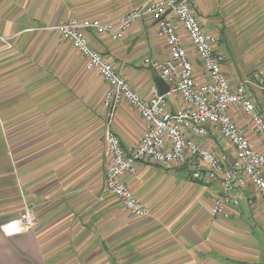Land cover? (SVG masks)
Segmentation results:
<instances>
[{"label":"crops","instance_id":"1","mask_svg":"<svg viewBox=\"0 0 264 264\" xmlns=\"http://www.w3.org/2000/svg\"><path fill=\"white\" fill-rule=\"evenodd\" d=\"M148 1L0 0V264H264V203L253 187L238 208L228 206V219L211 214L223 194L220 184L205 173L193 179L186 166L140 162L137 176L124 178L147 208L143 219L129 216L104 188L107 85L49 28L68 18L114 22ZM190 3L218 39L231 86L246 82L264 113V0ZM177 29L196 83L204 84L208 77L188 36L180 23ZM90 46L143 96L159 78L146 60L169 57L149 16L122 40L92 35ZM168 86L166 100L175 112L184 104ZM233 116L253 147L261 148L249 117L238 109ZM110 125L126 154L146 133L145 121L125 102ZM197 141L219 158L236 156L213 130ZM28 209L38 226L16 231L18 224L9 222Z\"/></svg>","mask_w":264,"mask_h":264},{"label":"built area","instance_id":"2","mask_svg":"<svg viewBox=\"0 0 264 264\" xmlns=\"http://www.w3.org/2000/svg\"><path fill=\"white\" fill-rule=\"evenodd\" d=\"M145 16L156 22L158 37L169 51L166 59L146 60V64L179 95L184 107L175 112L170 110L166 96L157 87L147 96L141 95L107 57L90 46L92 35L122 40ZM177 23L185 30L195 57L208 77L204 84L196 83L194 63L180 37ZM49 30L57 31L68 41L85 59L86 70L98 73L107 85L104 96L109 118L104 135L108 160L105 190L121 203L129 216L135 219L148 216L144 203L124 181L127 176H137L138 163L148 161L164 168L186 166L193 179L200 180L205 173L210 181L219 183L223 194L216 198L211 208L214 217L228 219V206L238 208L243 192L250 187L264 202V113L250 99L246 82L231 86L223 70L225 56L216 51L218 39L204 29L190 0H149L114 22L68 18ZM123 102L137 110L146 123L145 136L132 145L127 154L110 128L116 110ZM235 109L249 117L256 134L261 137V148L255 149L243 134L233 116ZM210 130L231 145L236 153L233 160L227 156L219 158L197 141V138H205ZM11 223L18 224L16 231H29L38 226L30 209Z\"/></svg>","mask_w":264,"mask_h":264},{"label":"water","instance_id":"3","mask_svg":"<svg viewBox=\"0 0 264 264\" xmlns=\"http://www.w3.org/2000/svg\"><path fill=\"white\" fill-rule=\"evenodd\" d=\"M156 85L162 95H167L170 92L169 86L160 77L157 78Z\"/></svg>","mask_w":264,"mask_h":264},{"label":"rangeland","instance_id":"4","mask_svg":"<svg viewBox=\"0 0 264 264\" xmlns=\"http://www.w3.org/2000/svg\"><path fill=\"white\" fill-rule=\"evenodd\" d=\"M107 162H108V160H107ZM107 162H106V163H107ZM104 188H105V178H104ZM263 203H264V202H263ZM119 205H120V204H119ZM254 205H256V206H261V205H262V202H261V204H260V203H259V204H258V203H255Z\"/></svg>","mask_w":264,"mask_h":264}]
</instances>
